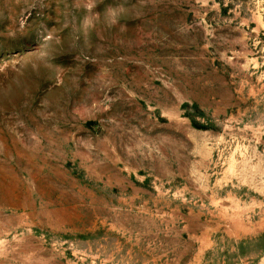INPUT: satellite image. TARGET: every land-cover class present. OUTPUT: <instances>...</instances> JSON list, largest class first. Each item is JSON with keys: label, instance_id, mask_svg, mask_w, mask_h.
<instances>
[{"label": "rangeland", "instance_id": "374dc122", "mask_svg": "<svg viewBox=\"0 0 264 264\" xmlns=\"http://www.w3.org/2000/svg\"><path fill=\"white\" fill-rule=\"evenodd\" d=\"M0 264H264V0H0Z\"/></svg>", "mask_w": 264, "mask_h": 264}]
</instances>
